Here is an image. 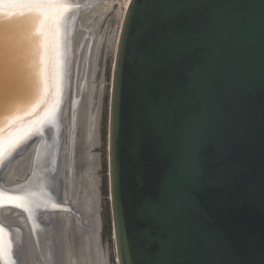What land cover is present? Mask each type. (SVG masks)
Returning <instances> with one entry per match:
<instances>
[{
	"label": "water",
	"instance_id": "water-1",
	"mask_svg": "<svg viewBox=\"0 0 264 264\" xmlns=\"http://www.w3.org/2000/svg\"><path fill=\"white\" fill-rule=\"evenodd\" d=\"M25 1L0 3V120L9 105L19 103L13 100L31 99L18 106L22 118L0 133V171L11 158L10 142L47 131L52 119L43 121L53 106V131L59 144L63 140L70 37L62 39L53 90L48 76L54 74L56 30L37 53L25 16L2 15L27 14L31 5ZM68 6L61 25L58 6H52L55 15L48 16L44 32L67 24L77 10ZM13 40L28 56L32 82L24 80L25 67L24 79L14 74ZM41 73L48 84L43 93ZM24 81L31 85L27 92ZM111 87L109 189L118 264H264V0H131ZM37 96L43 102L27 108ZM2 192L7 195L0 197V210L26 216L35 244L33 251L25 241L21 246L20 226L9 224L1 211L4 264L26 258L32 264L35 253L40 264H55L41 251L40 223L52 226L69 207L42 188L29 192L23 207L9 199L19 194ZM64 261L63 247L59 263Z\"/></svg>",
	"mask_w": 264,
	"mask_h": 264
},
{
	"label": "bare ground",
	"instance_id": "bare-ground-1",
	"mask_svg": "<svg viewBox=\"0 0 264 264\" xmlns=\"http://www.w3.org/2000/svg\"><path fill=\"white\" fill-rule=\"evenodd\" d=\"M129 2L130 0H125L124 3L126 12ZM68 3L71 4L72 8L77 7V10L68 14L67 24H64L59 30L58 25H51L49 28H45L46 37L49 33L54 36L55 30L57 33L54 40H52L54 74L52 76L47 75L49 77L48 80L52 77L49 88L53 87V90H56L59 82L57 72L60 67L62 39H66L67 34L70 37L71 54L67 64L69 90L66 95L67 100L63 107V112L60 114L61 125L64 130L63 140L59 144V135H56L53 131L55 127V120L53 119L48 124L50 127L47 128L45 133H39L35 138L32 136L29 141L28 139L21 140L18 143L19 146L15 147L16 150L8 153L11 158L7 166L3 169L1 168L0 177H4L3 179L0 178V191L5 190L11 196L16 193L21 196L29 194L31 191L34 193L35 190L38 191L42 188L45 192H50L51 195L55 193L54 197H59L61 203L69 207L68 212L63 211L56 214L60 219H55L52 222V226L40 223L38 241L47 263L49 262V257H53L55 258L53 260L55 264H60L64 247L65 261L63 264H108L99 239L101 228L99 187L101 180L97 174L101 164L99 155L95 151L101 142V107H96L94 97L97 90L95 79L98 70V55L104 35L97 33L101 21L95 22V18H103L108 15L115 8V5L118 4V0H68ZM59 5L54 4V6H58L56 9L60 14L63 12V6ZM52 10L56 11L51 6L48 9V16H52L53 19L55 14ZM67 12L63 13V15L66 16ZM82 16L84 17L81 19ZM123 22L124 19L122 25ZM3 37L10 38L6 34ZM45 40L49 44L50 39L46 38ZM13 44L14 48L11 46V52L14 58V74L17 76V80L24 79L22 71H24L23 67H25L24 80L29 79L32 82L34 79L28 69V56L24 54L23 48L18 41L15 42L13 40ZM65 51L66 48L64 47ZM1 55L2 52L0 51ZM8 67L10 70L11 66L8 65ZM24 82L23 86L25 88L23 87L22 90L27 92L31 85L27 81ZM17 84L18 89L15 95L21 87L20 82H17ZM70 93L73 100L72 112L68 109ZM13 101L19 103L9 105L7 112L11 108L18 109L19 105L29 103L31 99H15ZM43 105L45 106V102ZM67 113L69 118L66 131L69 135V145L64 143V117ZM26 154L28 155L25 158ZM42 179L43 181L45 180L46 185L43 184ZM39 181L42 183L40 184ZM33 193L30 194L32 195ZM47 201L49 202V200ZM45 208L48 209V205ZM1 211L3 218L10 222L9 224L15 228L20 226V228H16L18 232L16 236L21 246L22 242L25 241V244H28L33 251L35 244L26 216L20 215L21 213L18 210L12 212V209L9 208ZM13 243L15 242L13 241ZM5 247V239L2 235L0 236L2 253H5ZM35 256L36 261L32 264H40L36 253ZM26 259L22 264H30L28 259ZM0 264H4L1 255Z\"/></svg>",
	"mask_w": 264,
	"mask_h": 264
},
{
	"label": "rangeland",
	"instance_id": "rangeland-1",
	"mask_svg": "<svg viewBox=\"0 0 264 264\" xmlns=\"http://www.w3.org/2000/svg\"><path fill=\"white\" fill-rule=\"evenodd\" d=\"M124 3L125 0H118V4L115 5V8L108 15H105L103 18H99V17L95 18V22L101 21L100 26L97 29L98 30L97 33L104 35V40L102 42L100 53L98 55V62H97L98 70L95 79L97 90L95 92L94 97L96 101V107L99 106L101 107V112H100L101 142L95 151V153L99 155L100 164H101L97 174L101 180V184L99 187L100 220H101L99 239L102 245L101 247L104 250V256L107 259L108 264H118L117 253L115 249L114 234H113V216H112V208H111V200H110V189H109V112H110L113 66L116 57L117 43L122 29V21L126 14ZM83 17L84 16H82L81 19ZM69 98L70 101H68L69 103L68 109L72 112L71 107L73 100L71 99V93L69 94ZM68 118L69 117L67 113L64 117V125H65L64 143H66L67 145H69L68 143L69 135L67 134L66 131V128L68 129ZM27 155L28 154L25 155V158L27 157ZM9 179L11 178L9 177ZM39 182L40 184L42 182L43 184L46 183L45 180L43 181V179L42 182L41 181Z\"/></svg>",
	"mask_w": 264,
	"mask_h": 264
},
{
	"label": "snow or ice",
	"instance_id": "snow-or-ice-1",
	"mask_svg": "<svg viewBox=\"0 0 264 264\" xmlns=\"http://www.w3.org/2000/svg\"><path fill=\"white\" fill-rule=\"evenodd\" d=\"M6 0H0V3H5ZM131 2V0H130ZM27 3L31 5L29 8V12L27 14L24 13H8L4 12L3 18L4 19H11L13 16L19 17L21 15L25 16V19L31 24L32 26V36L33 39L37 43V53H40L42 50V42L45 39L46 33L43 31V25L48 21V9L53 6L54 4H61L63 6V12L58 14L56 23L61 25L64 22V15L69 10L68 0H27ZM40 91L43 93L47 90L48 84L45 80L43 74H40V81L38 85ZM43 102L42 96H37V99L33 101L31 104L27 106V108H34L38 104ZM27 110V109H26ZM56 116V109L55 106L51 107L46 114V119H55ZM22 118L20 114V110L16 108H11L7 112V114L0 120V133L3 132L4 128L15 123L16 121ZM16 146H18V141L10 142L7 146V150L11 152ZM5 151V141L2 135H0V158ZM5 193L0 191V197H4ZM10 200H20L22 203H18L17 207H23L25 204L29 202V194H24L18 197H9ZM2 203V201H0ZM0 231H3L2 227H0Z\"/></svg>",
	"mask_w": 264,
	"mask_h": 264
}]
</instances>
